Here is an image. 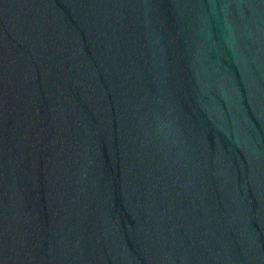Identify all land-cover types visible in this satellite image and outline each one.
I'll use <instances>...</instances> for the list:
<instances>
[{
  "label": "water",
  "instance_id": "water-1",
  "mask_svg": "<svg viewBox=\"0 0 264 264\" xmlns=\"http://www.w3.org/2000/svg\"><path fill=\"white\" fill-rule=\"evenodd\" d=\"M0 264H264V0H0Z\"/></svg>",
  "mask_w": 264,
  "mask_h": 264
}]
</instances>
